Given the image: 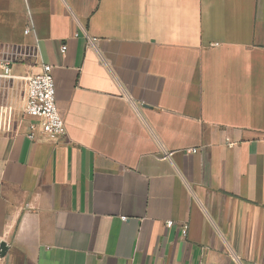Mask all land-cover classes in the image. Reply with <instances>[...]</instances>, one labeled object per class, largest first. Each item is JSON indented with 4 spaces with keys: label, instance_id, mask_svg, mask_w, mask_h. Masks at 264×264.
<instances>
[{
    "label": "crops",
    "instance_id": "1",
    "mask_svg": "<svg viewBox=\"0 0 264 264\" xmlns=\"http://www.w3.org/2000/svg\"><path fill=\"white\" fill-rule=\"evenodd\" d=\"M0 61V264H264V0H0Z\"/></svg>",
    "mask_w": 264,
    "mask_h": 264
},
{
    "label": "built area",
    "instance_id": "2",
    "mask_svg": "<svg viewBox=\"0 0 264 264\" xmlns=\"http://www.w3.org/2000/svg\"><path fill=\"white\" fill-rule=\"evenodd\" d=\"M29 28L26 32H29ZM96 38H91V43H95ZM67 45L61 47L65 52ZM10 63H3V76L10 73ZM25 113L32 117L29 124L28 136L36 140L39 135H43L52 140H58L66 134V124L59 111L56 98V84L53 75V66L44 63L42 70L27 78V100ZM196 149L189 150L195 152ZM173 221H167V226L172 227ZM187 226H184L183 234L186 235Z\"/></svg>",
    "mask_w": 264,
    "mask_h": 264
},
{
    "label": "rangeland",
    "instance_id": "3",
    "mask_svg": "<svg viewBox=\"0 0 264 264\" xmlns=\"http://www.w3.org/2000/svg\"><path fill=\"white\" fill-rule=\"evenodd\" d=\"M1 62V61H0Z\"/></svg>",
    "mask_w": 264,
    "mask_h": 264
}]
</instances>
